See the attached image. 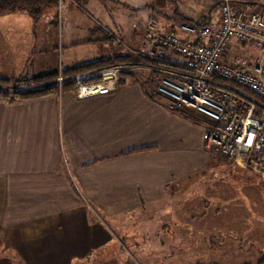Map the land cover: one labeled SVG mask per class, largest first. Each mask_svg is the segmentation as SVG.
Masks as SVG:
<instances>
[{
	"label": "crops",
	"instance_id": "0c3cea01",
	"mask_svg": "<svg viewBox=\"0 0 264 264\" xmlns=\"http://www.w3.org/2000/svg\"><path fill=\"white\" fill-rule=\"evenodd\" d=\"M111 2H117L116 7L121 3L128 17L144 6L161 17L147 16L140 35L126 29L127 42L135 41L127 47L148 45L145 32L150 23L160 33L183 36L177 29L178 12L164 0ZM73 6L79 12L89 7L96 22V0H62L58 9L67 16L74 14ZM49 22L2 18L0 35L10 32L8 27L17 34L31 33V39L16 43L31 41V52L40 53ZM111 23L123 25L116 18ZM73 25L61 24L67 32ZM82 27L75 30L92 37H78L70 30L66 47L96 41V29ZM163 53L167 60L182 62L173 53ZM229 55L226 52L223 60L230 61ZM65 58L66 67L80 62ZM129 66L132 76L106 93L78 97L72 88L19 102L0 99L1 234L5 232L11 244L27 236L31 249L46 252L43 255L51 261L32 264H71L74 258L81 264H264V178L235 163L223 164L229 172L221 178L239 173L230 183L237 198L218 186L206 191L208 183H216L206 178L208 171L220 164L203 147L205 120L194 112L180 115L154 93L159 72ZM198 180L204 181L200 195L175 194ZM8 219L26 222L8 232ZM123 224L139 226L144 237L155 236L141 242L132 238L129 247L107 242L111 226ZM230 251L235 256L229 258ZM92 252L96 262L90 258Z\"/></svg>",
	"mask_w": 264,
	"mask_h": 264
},
{
	"label": "built area",
	"instance_id": "2783aa9c",
	"mask_svg": "<svg viewBox=\"0 0 264 264\" xmlns=\"http://www.w3.org/2000/svg\"><path fill=\"white\" fill-rule=\"evenodd\" d=\"M219 9L216 25L177 23L179 36L147 26L140 53L163 59L168 51L182 62L170 61L187 73L174 77L158 74L153 88L173 110L187 109L205 120L206 151L264 178V0H211ZM231 40L262 52L256 62L238 57L223 60ZM168 61V60H167ZM130 66H112L87 74L103 80L82 83L77 96L114 89L118 72ZM130 70V69H129ZM61 78L58 77V82Z\"/></svg>",
	"mask_w": 264,
	"mask_h": 264
},
{
	"label": "rangeland",
	"instance_id": "374dc122",
	"mask_svg": "<svg viewBox=\"0 0 264 264\" xmlns=\"http://www.w3.org/2000/svg\"><path fill=\"white\" fill-rule=\"evenodd\" d=\"M112 1V0H111ZM107 2L106 0H96V22L92 21L94 20V17L89 15V7H83L81 11L79 12L75 6H73L72 12L74 14H68L65 16L64 10L62 7L60 9L59 6L62 3L58 4V6L55 7H49L47 8L43 14L41 15L40 19L45 21H50L49 24H47V28L49 29L48 37L44 40V50L40 53L31 52L30 46L32 45L30 42L24 41V43L17 44V40H28L31 39L32 35L28 33H20L17 34L10 29L11 27H8L9 30H11L8 33L3 34L4 36L0 35V48H3V51H0V77H6L7 79H14L15 77L19 76H33V75H40L44 74L46 72H57L61 68H65L66 65V58L65 56H70L71 61L73 62H81V61H87L88 59H95V58H101L106 56L107 49L108 53H110V49L107 47V44L102 39L103 33L108 32L109 34L113 35L117 38V40H124L125 43H122L120 45V48L117 49L118 43H114V49L118 51L125 52L127 45L134 46L135 41L133 42H127L128 33L125 36L124 33L126 29H130L132 31L136 30L137 33L142 34L141 32V23L144 22L147 19V16H157L156 19H161L160 15L157 14V12L153 11V9L150 7L142 9L140 12L134 13V17H128L124 13V9H122V4L119 3V7L117 6V2ZM164 3L166 4V7L171 8L172 10H175L178 12V15L186 16L190 19H207L210 20L212 23L213 20L217 19L219 15V9L218 7H214V4L211 2V0H164ZM64 7V5H63ZM63 10V12H62ZM89 10V11H88ZM119 10V11H117ZM92 12V11H90ZM93 13V12H92ZM105 16L107 18H105ZM92 17V18H91ZM2 18H27L29 19L30 16L23 11L18 12H11L8 14L0 15V19ZM116 18L117 21L121 22L120 25L122 28L118 27V24L111 23V19ZM108 19V22H106ZM99 21L102 25H106V28L102 26L100 23H97ZM65 22H70L73 25L74 28L69 27V32H67L66 27H62L61 24H65ZM10 26L14 25L11 20H9ZM21 25H24V23H20ZM120 24V23H119ZM83 25H87L88 27H91L95 31L96 34V41L91 42L89 44L84 45H76L72 47H66V38L65 34L68 33L70 35L73 31L78 32V37H92V33H81L82 31H77L76 29L82 30L84 27ZM7 28V27H6ZM42 29V27H40ZM36 30L37 29H33ZM43 30V29H42ZM25 33V34H24ZM87 33V34H86ZM179 33V32H178ZM62 34V35H61ZM126 34V33H125ZM131 32H129V35ZM25 35L24 37H21ZM183 35V34H182ZM30 36V37H29ZM95 38V37H94ZM130 38V36H129ZM127 43V44H126ZM106 47V50H105ZM16 48V49H15ZM140 48V47H139ZM20 49V50H19ZM227 52L229 55V59L231 60L233 57H238L241 60L245 62H256L261 59L262 52H260L257 48L248 45V44H242L239 43L236 40H231L227 46ZM96 54V57L94 56ZM85 57V58H84ZM95 72V71H94ZM150 72V71H149ZM89 74V73H87ZM85 74L84 76H81L84 80H87L86 82H94L96 80H89L91 78H95V76H88ZM105 76L98 77V81L103 80ZM80 85V84H79ZM77 85V86H79ZM77 86H75L73 89L76 91ZM77 95V94H76ZM79 97V96H78ZM214 155V154H213ZM215 156V155H214ZM214 163H218L219 167L215 168L214 170L208 171L210 174L206 176V178H210L211 180H216L214 182H211V184L208 183L206 187V191L212 192V189L215 188V186H218L219 188H223L227 191V194L230 196V198H237L236 189L230 185L232 179H237L239 177L238 172L232 173L233 176L226 179L223 178L226 173H228V169L222 167L223 164L230 165L231 161H228L224 158H221L219 156L214 157ZM249 171L251 174H255L252 171L245 169ZM247 171H245L247 173ZM249 172L247 174H249ZM221 176H223L221 178ZM221 178L218 182V178ZM197 180V179H196ZM227 180V181H226ZM200 182H194L193 184L188 183L184 188H180L176 190L177 195L184 197L187 195H200L199 193L202 191L201 185L203 184V180H198ZM223 181V182H222ZM230 181V182H229ZM190 184V185H189ZM210 187V188H209ZM21 189V188H20ZM24 193H28L29 188L25 187L22 188ZM8 196L10 193V189H7ZM209 193V194H210ZM167 194V192H165ZM239 206V205H238ZM231 209V205H230ZM228 209V210H230ZM29 220V219H28ZM27 220V221H28ZM19 222L21 224H24L26 220L24 219H8L6 225L8 226L7 231L12 232L13 228H18ZM4 221L0 219V227H4ZM134 227L128 226L127 224H123L122 226H119L118 228L111 226V230L109 231L112 233V237H109L107 242L109 243H117L121 245H125L129 247L130 242H132V238H134L135 242H141L142 239L147 238H154L153 235H150L149 237H144L141 235V233H138V229H140L139 226L133 225ZM129 227V228H128ZM1 231V229H0ZM141 232V231H140ZM5 233V232H4ZM1 234L0 232V264H32L34 261L36 262H48L51 263V261L47 260L45 257L48 256L43 255L46 252L39 251L38 249L32 250L31 246L27 242V236H21L16 242L17 244H14L11 242L9 243V236L5 234ZM165 238H167L165 236ZM15 241V240H14ZM153 241V240H152ZM30 249V250H29ZM253 251H250L252 253ZM92 256L90 257L94 262H96V259L93 258V256L96 254V252H92ZM235 251L227 252V255L229 258L232 256H235ZM246 254V253H245ZM244 254V255H245ZM247 256V254H246ZM30 257H34L32 260H30ZM54 262V261H53ZM56 262V261H55ZM82 261L80 259L74 258L71 261V264H81ZM93 262V261H92Z\"/></svg>",
	"mask_w": 264,
	"mask_h": 264
},
{
	"label": "trees",
	"instance_id": "16d2710c",
	"mask_svg": "<svg viewBox=\"0 0 264 264\" xmlns=\"http://www.w3.org/2000/svg\"><path fill=\"white\" fill-rule=\"evenodd\" d=\"M61 3V0H0V15L8 14L16 11L26 12L33 20L40 19L43 12L49 7H57ZM150 6H144V9ZM214 7L217 5L214 4ZM134 9V10H139ZM219 16V15H218ZM177 23L184 22L192 25H214L217 19L213 20L212 23L207 19H190L186 16H179ZM102 39L110 49V53L106 57L96 58L93 60L79 62L72 66L59 69L57 72H46L40 75H33L30 77L19 76L14 79H7L6 77H0V99L11 100L15 102L25 101L30 99L41 98L49 95H54L62 92L65 89H72L75 86L86 82L81 76L87 73H91L97 70L112 66H129L137 64L150 68L153 72L166 73L174 77H179L187 71L177 65H174L172 60L168 59H151L143 56L139 47H126V51H118L114 49V43H118L117 49L122 45L121 40H117L116 37L104 32ZM82 43L72 44V46L82 45ZM119 79L117 84L124 82V79L132 76V72L129 70H121L118 72ZM58 77L61 81L58 82ZM158 77V74H157ZM154 78L155 80L157 79ZM98 77H93L89 80H96ZM151 78L152 82H154ZM180 113H179V112ZM180 115L190 116L193 111L187 109L177 110ZM194 114V113H193Z\"/></svg>",
	"mask_w": 264,
	"mask_h": 264
}]
</instances>
